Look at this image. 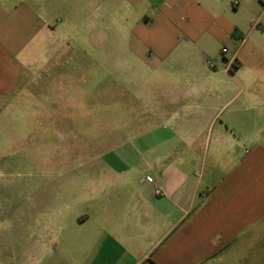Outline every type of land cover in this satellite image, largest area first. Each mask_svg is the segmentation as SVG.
<instances>
[{
	"label": "crops",
	"instance_id": "obj_1",
	"mask_svg": "<svg viewBox=\"0 0 264 264\" xmlns=\"http://www.w3.org/2000/svg\"><path fill=\"white\" fill-rule=\"evenodd\" d=\"M236 28L264 0H0V109L70 107L106 48L140 108L102 163L21 184L0 264H264V45L245 69Z\"/></svg>",
	"mask_w": 264,
	"mask_h": 264
},
{
	"label": "rangeland",
	"instance_id": "obj_2",
	"mask_svg": "<svg viewBox=\"0 0 264 264\" xmlns=\"http://www.w3.org/2000/svg\"><path fill=\"white\" fill-rule=\"evenodd\" d=\"M259 29L244 32L245 40L239 42V59L245 69L256 63L253 53L258 43L264 45V28ZM104 52L108 58L89 61L92 74L88 89L73 92L70 107L49 106L41 101L40 105L26 103L17 109H0L2 115L14 111L20 118L10 121L13 123L0 122V263H25L17 244L15 217L23 182L67 179V172L102 163L103 154L126 142L114 139V134L125 136L128 132L121 129L123 124L118 120L129 118L130 113L135 115L140 108L123 89L129 83L127 76L116 69L111 59L113 51L106 48Z\"/></svg>",
	"mask_w": 264,
	"mask_h": 264
},
{
	"label": "trees",
	"instance_id": "obj_3",
	"mask_svg": "<svg viewBox=\"0 0 264 264\" xmlns=\"http://www.w3.org/2000/svg\"><path fill=\"white\" fill-rule=\"evenodd\" d=\"M233 35L236 37V38H242V33H240L239 29L236 28ZM236 67V65H234V68Z\"/></svg>",
	"mask_w": 264,
	"mask_h": 264
},
{
	"label": "built area",
	"instance_id": "obj_4",
	"mask_svg": "<svg viewBox=\"0 0 264 264\" xmlns=\"http://www.w3.org/2000/svg\"><path fill=\"white\" fill-rule=\"evenodd\" d=\"M226 51H227V49L225 48V49H224V52H226ZM156 193H157V194H160V195L163 194V192H162L161 189H157V190H156Z\"/></svg>",
	"mask_w": 264,
	"mask_h": 264
}]
</instances>
